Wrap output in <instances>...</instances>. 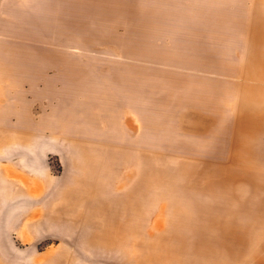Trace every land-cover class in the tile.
I'll list each match as a JSON object with an SVG mask.
<instances>
[{
	"label": "rangeland",
	"instance_id": "1",
	"mask_svg": "<svg viewBox=\"0 0 264 264\" xmlns=\"http://www.w3.org/2000/svg\"><path fill=\"white\" fill-rule=\"evenodd\" d=\"M7 40L24 139L0 127V264H160L150 244L85 246L89 223L184 231L186 264H264V0H0ZM240 140L255 165L231 161ZM228 170L253 173L213 187ZM209 205L214 261L192 245Z\"/></svg>",
	"mask_w": 264,
	"mask_h": 264
},
{
	"label": "bare ground",
	"instance_id": "2",
	"mask_svg": "<svg viewBox=\"0 0 264 264\" xmlns=\"http://www.w3.org/2000/svg\"><path fill=\"white\" fill-rule=\"evenodd\" d=\"M251 56H252L251 60L253 62L264 65V52L261 53V52L253 51L251 53ZM240 113H244V114L245 113H253V114H255L256 111L255 110H252V111H245L244 110V111H240ZM259 113L262 114V116H260V117H263L264 113H262V112H259ZM261 125L260 126L258 125V127L254 129V131H257L261 127ZM250 127H252V125ZM245 128L246 127H244V129ZM241 133H243V132L241 131ZM238 142H239L240 145L239 146H234V148H232V153L230 154L231 157H232L231 161H233L235 164H239V165L240 164L241 165H244L245 164L247 166H253V165H255V162H253L250 159V157L248 156L249 155L248 154V151L252 148V145H250V143H246L247 141L246 142H243V141L240 140ZM234 143H235V141H234ZM235 145H236V143H235ZM219 165L220 166H223L224 164H219ZM215 171L217 172V169H214L213 170L214 173H215ZM252 173L253 172H250V173L245 172V170H244V173L243 172H239V171H235V170H228V171H225L224 172V175H225L224 178H228V179H224V183L225 184H221L218 181H213L212 186L213 187H218V188H224L225 186H227L226 185L227 181H231L232 179H235V178H238V177L240 178V176H245L244 180L246 182L247 179H248V176H252ZM252 181H250V182L252 183ZM252 186H253V183H252ZM212 197H215V195L213 194ZM228 197H229V195L226 196V198H228ZM225 202H227V200L224 198L223 206H226ZM130 203H134V202H130ZM135 205L136 204L134 203V205H131L130 206L131 211L129 213H131V212L134 213V210L137 211L135 209L136 208ZM98 206L99 207L96 206L98 208V212H101V210L105 207V203L104 204H101L100 203V205H98ZM260 206L261 205H259V207ZM196 212L197 211H195V213ZM203 212L204 213H202L200 211L201 217H202L201 218L202 225L200 227H197L196 224H195L196 225L195 227L190 226V227H192V229H194V231L191 229L194 232L193 240L191 239V237H190V239L193 241L192 242L193 243L192 244L193 245V249H194L193 252H195L196 255L202 254V256H204L203 254H205V255L207 254L214 261V258L216 259V256L218 254L219 255L222 254V251L219 250L218 245L220 246L222 244L224 246V243L226 241L223 240L224 234L222 236H220L221 238L218 237V240H216L214 236L209 237L208 234H207V232L205 231L206 234L204 232L205 229L203 227H205V226H208V228H209V226L211 228H215L216 226H218L219 221H218L217 215L215 213L216 210L214 208V205H209V207L203 209ZM259 215H264V211H260ZM80 219H82V218H80ZM88 223H89V220H88ZM137 226L136 225L134 226L132 224L131 225L128 224V225H121V226L118 225V226H116V228H111V227H107V226H103V225H94V223H91V224L89 223L88 225H82V227H80L77 232L79 233L78 235H79L80 239H82V241L84 240V242L86 243L85 246L88 245L89 248H91V249L93 247L102 248V249L108 250V251H111V250L113 251V249H117V250L118 249H122V246L125 245L126 240L129 239L132 242L134 241L133 243L134 244H137V245H142V246H143V244H148V245L150 244V245H152L156 249V252H157V253H155V259L160 264L162 262L164 264H168V260L169 261L170 260H175V262L178 261L181 264H186L185 262L187 261V259L185 260V257L184 256H185V254H187L186 251H187L188 244L186 243V240H187L186 238L188 236L185 237L184 235H182V234H184V231H182L183 233H181V235H179V234L175 235L174 233H176V232L173 233L174 236H176V237H174V236H172V237L176 238V240H177L176 241V244H175V242H171V240H170V239H172V237H170L172 235V232H171V235H167V236H163V235L160 234L159 236H152L151 235V236H149V238L148 237L145 238V236L142 237V235L140 234L141 231H139V227H137ZM228 226H229V223L227 221V222H225V224L223 226L224 232L227 235L230 234V230H229V227ZM208 228H206V229H208ZM179 230L180 229H178V231ZM147 233H148V231H147ZM149 234H151V233L149 232ZM78 235H77V237H78ZM153 235H155V234H153ZM192 236H193V233H192ZM74 239H75V237H74ZM215 242H216V244H215ZM139 249H142V248H139ZM141 252H143V251H141ZM226 252L230 255L229 248H226ZM196 255H194V256H196ZM198 257H199V255H198ZM206 260H208V258ZM190 261H191V259H190ZM202 261L203 260H201V262ZM194 262H195V260H194ZM201 262H199V264ZM207 262H209V261H207ZM191 263H193V262L191 261ZM141 264H145V263H141ZM169 264H172V263L170 262Z\"/></svg>",
	"mask_w": 264,
	"mask_h": 264
},
{
	"label": "crops",
	"instance_id": "3",
	"mask_svg": "<svg viewBox=\"0 0 264 264\" xmlns=\"http://www.w3.org/2000/svg\"><path fill=\"white\" fill-rule=\"evenodd\" d=\"M1 26L2 33L5 32L6 37L12 38V19L8 21L5 17ZM10 43L11 40H7L0 48V127L10 126V132L21 135L19 139H24V60L19 57V52L14 56V48ZM8 138L5 135L4 140L7 142ZM22 152L24 153V147Z\"/></svg>",
	"mask_w": 264,
	"mask_h": 264
}]
</instances>
